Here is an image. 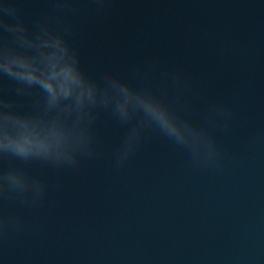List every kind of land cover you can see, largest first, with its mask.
I'll return each mask as SVG.
<instances>
[{"label":"water","instance_id":"95a60500","mask_svg":"<svg viewBox=\"0 0 264 264\" xmlns=\"http://www.w3.org/2000/svg\"><path fill=\"white\" fill-rule=\"evenodd\" d=\"M0 264H264V0H0Z\"/></svg>","mask_w":264,"mask_h":264}]
</instances>
